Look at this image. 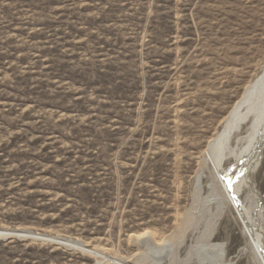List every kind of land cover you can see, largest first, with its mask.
Returning <instances> with one entry per match:
<instances>
[{
  "label": "rangeland",
  "instance_id": "1",
  "mask_svg": "<svg viewBox=\"0 0 264 264\" xmlns=\"http://www.w3.org/2000/svg\"><path fill=\"white\" fill-rule=\"evenodd\" d=\"M263 66L264 0H0L8 264H258L206 149Z\"/></svg>",
  "mask_w": 264,
  "mask_h": 264
},
{
  "label": "bare ground",
  "instance_id": "2",
  "mask_svg": "<svg viewBox=\"0 0 264 264\" xmlns=\"http://www.w3.org/2000/svg\"><path fill=\"white\" fill-rule=\"evenodd\" d=\"M207 146L206 162L213 167L215 179H217L219 186L218 189L222 197L221 200L223 199L226 204H230L233 207L244 228L245 234L249 238L250 247L257 263L264 264V234L261 233L262 231L257 232L253 230L254 228L250 227L249 209H247L244 204L245 201L243 202L242 199L243 193H247L248 197L251 198L250 201L253 199L257 211L264 214V207L261 202L262 197H260L254 185V176L262 163L264 155V66L261 68L260 73L247 85L244 94L235 104L228 117L224 120L220 130ZM229 160H232V163L229 167L225 168L227 163H224ZM211 175L213 176V174ZM8 232L19 231L13 230ZM25 232L37 237L47 238V235H40L31 231ZM66 242L82 246L80 243L70 240ZM164 243L166 244V242ZM92 253L106 259L102 252L93 251ZM114 262L115 264H127L121 260Z\"/></svg>",
  "mask_w": 264,
  "mask_h": 264
},
{
  "label": "trees",
  "instance_id": "3",
  "mask_svg": "<svg viewBox=\"0 0 264 264\" xmlns=\"http://www.w3.org/2000/svg\"><path fill=\"white\" fill-rule=\"evenodd\" d=\"M21 248H25L23 242L10 243L9 241H4V242L1 241L0 242V264H3V263L8 264L18 259L19 254L17 255L15 251L16 249L21 250ZM24 253H25V256L21 257V260H23L24 258H27L29 260L31 259V257H34V256L49 258L48 249L39 250L36 247L35 248L31 247V248L24 250ZM4 258H6L8 261L4 262Z\"/></svg>",
  "mask_w": 264,
  "mask_h": 264
},
{
  "label": "water",
  "instance_id": "4",
  "mask_svg": "<svg viewBox=\"0 0 264 264\" xmlns=\"http://www.w3.org/2000/svg\"><path fill=\"white\" fill-rule=\"evenodd\" d=\"M10 237H18V238H29L32 240H39V241H44V242H54L58 244L56 241L48 240L47 238L43 237H37L31 234L26 233L25 231H19V232H8V231H0V238H3V240H7Z\"/></svg>",
  "mask_w": 264,
  "mask_h": 264
}]
</instances>
